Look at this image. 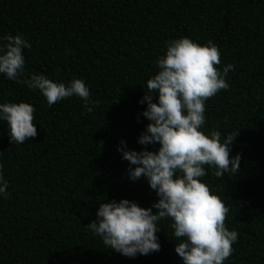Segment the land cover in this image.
Here are the masks:
<instances>
[{"label":"trees","instance_id":"trees-1","mask_svg":"<svg viewBox=\"0 0 264 264\" xmlns=\"http://www.w3.org/2000/svg\"><path fill=\"white\" fill-rule=\"evenodd\" d=\"M3 34L31 43L26 74L81 78L99 104L89 113L73 96L49 107L38 91L0 75V102L32 104L38 131L11 144L0 123L9 182L0 196V264H181L170 220L160 222L161 250L135 258L105 249L86 226L102 200H158L144 179L128 178L117 147L121 139L137 151L159 147L137 143L149 123L139 101L166 41L182 36L215 43L221 70L234 64L229 89L206 101L205 131L238 132L230 156L240 155V168L202 180L239 234L226 264H264V0H0Z\"/></svg>","mask_w":264,"mask_h":264},{"label":"clouds","instance_id":"clouds-1","mask_svg":"<svg viewBox=\"0 0 264 264\" xmlns=\"http://www.w3.org/2000/svg\"><path fill=\"white\" fill-rule=\"evenodd\" d=\"M31 46L22 34L0 35V75L38 91L49 107L75 96L83 101L86 112H92L99 101L90 99L83 79L65 83L45 74H26L24 49ZM220 56L212 41L201 44L182 36L166 41L164 53L154 61L157 71L146 81L147 90L139 101L147 105L142 115L149 123L137 143H158L159 147L137 151L121 139L117 151L128 162V178L144 179L158 200L150 207L127 198L100 201L96 219L86 227L100 237L105 249L128 258L159 252L157 233L160 222L167 219L181 264H226L234 253L232 245L239 234L226 226L229 208L202 180L210 170L216 178L236 174L241 162L239 154L230 156L238 132L222 137L219 130L205 131L206 101L229 89L226 77L234 70L232 63L222 70L216 67ZM35 114L28 102H0V123L6 125L11 144L37 136ZM8 187L0 162V196L9 195Z\"/></svg>","mask_w":264,"mask_h":264}]
</instances>
